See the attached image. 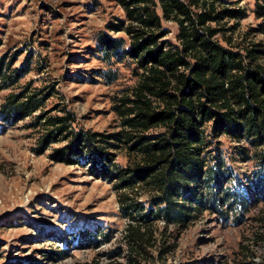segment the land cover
Segmentation results:
<instances>
[{"label": "rangeland", "instance_id": "374dc122", "mask_svg": "<svg viewBox=\"0 0 264 264\" xmlns=\"http://www.w3.org/2000/svg\"><path fill=\"white\" fill-rule=\"evenodd\" d=\"M219 1L240 14L214 28L233 37L234 46L264 44L257 0ZM126 15L120 0H0V264H264L262 147L215 140L205 156L224 180L227 202L219 212L195 211L187 227L147 222L153 246L133 253L124 239L128 227L156 210L159 193L102 179L95 155L78 165L52 161L65 142L35 153L47 118L67 112L78 130L122 131L114 107L144 74L128 58L133 39ZM162 30L160 43L181 45L176 23L164 21ZM26 89L42 91L38 99L48 95L42 108L17 122L4 120L8 98ZM40 114L47 118L38 121ZM205 130L211 137L212 123ZM120 147L109 153L127 169L131 157Z\"/></svg>", "mask_w": 264, "mask_h": 264}, {"label": "trees", "instance_id": "16d2710c", "mask_svg": "<svg viewBox=\"0 0 264 264\" xmlns=\"http://www.w3.org/2000/svg\"><path fill=\"white\" fill-rule=\"evenodd\" d=\"M120 3L129 21L126 34L133 39L128 58L144 70L139 83L114 107L122 131L103 136L76 129L70 112L50 118L40 114L38 121L47 118L46 133L35 153L44 154L52 144L65 142L50 154L52 161L78 165L85 155L90 160L95 155L93 162L102 179L116 180L119 189L147 185L159 193L156 210L128 227L124 239L133 253L153 246V231L147 222L165 219L169 225L187 227L195 211L209 206L219 212L217 207L227 202L230 194L224 191V180L205 156L215 140L264 148V65L260 62L264 44L234 46L233 37L214 28L212 23L236 20L240 14L219 0ZM256 16L263 19L259 32L264 33V0H257ZM164 21L179 26V47L160 43L167 34L162 30ZM2 69L0 62V76ZM37 93L42 95V91ZM37 93L28 95L26 89L11 95L3 107L4 120L17 122L40 110L48 95L38 99ZM210 123L211 137L205 130ZM120 146L131 157L127 169L114 164V155L109 153V148ZM261 159L264 167V150Z\"/></svg>", "mask_w": 264, "mask_h": 264}, {"label": "built area", "instance_id": "2783aa9c", "mask_svg": "<svg viewBox=\"0 0 264 264\" xmlns=\"http://www.w3.org/2000/svg\"><path fill=\"white\" fill-rule=\"evenodd\" d=\"M209 135L211 136V133Z\"/></svg>", "mask_w": 264, "mask_h": 264}]
</instances>
